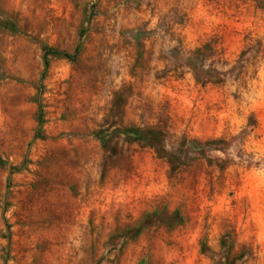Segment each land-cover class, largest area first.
Returning a JSON list of instances; mask_svg holds the SVG:
<instances>
[{
    "label": "rangeland",
    "instance_id": "obj_1",
    "mask_svg": "<svg viewBox=\"0 0 264 264\" xmlns=\"http://www.w3.org/2000/svg\"><path fill=\"white\" fill-rule=\"evenodd\" d=\"M0 264H264V0H0Z\"/></svg>",
    "mask_w": 264,
    "mask_h": 264
},
{
    "label": "trees",
    "instance_id": "obj_2",
    "mask_svg": "<svg viewBox=\"0 0 264 264\" xmlns=\"http://www.w3.org/2000/svg\"><path fill=\"white\" fill-rule=\"evenodd\" d=\"M78 53L79 45L75 48L72 54L44 47L42 54L43 71L40 77L42 78L45 75V72L49 65V57L62 58L73 61L77 58ZM213 53L214 52L212 48L208 44H205L202 47L195 49L190 54V56L185 59V64L190 69L196 84L205 86L206 84H221L223 82V75L221 72L211 66L204 68V61L212 57ZM36 121L38 127L34 138L39 137L40 128L42 125V112L40 107L37 111ZM116 133L117 135H123L124 139L128 142L137 143L143 147L152 149L158 157L164 158L165 161L169 163L171 170H174L176 168V161L179 160L176 155L177 152H170L164 148V132L160 128H142L135 125H130L119 129ZM98 135V139L102 143V145L105 144L107 141H105V138L104 136H102V133L99 132ZM209 142L212 143L219 141L210 140Z\"/></svg>",
    "mask_w": 264,
    "mask_h": 264
}]
</instances>
